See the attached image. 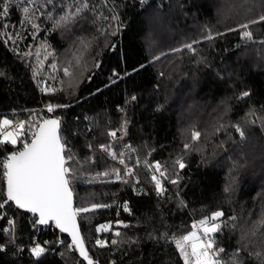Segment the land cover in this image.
<instances>
[{"label":"trees","instance_id":"obj_1","mask_svg":"<svg viewBox=\"0 0 264 264\" xmlns=\"http://www.w3.org/2000/svg\"><path fill=\"white\" fill-rule=\"evenodd\" d=\"M262 15L264 0H0V120L25 122L0 145V264H87L54 225L33 229L34 216L5 203L3 162L47 117L72 156L75 208L92 209L77 219L93 264H184L176 241L217 211L222 264H264ZM121 143L139 158L124 184Z\"/></svg>","mask_w":264,"mask_h":264},{"label":"snow or ice","instance_id":"obj_2","mask_svg":"<svg viewBox=\"0 0 264 264\" xmlns=\"http://www.w3.org/2000/svg\"><path fill=\"white\" fill-rule=\"evenodd\" d=\"M3 8L6 15L8 11L7 2H5ZM23 11L25 19L28 21L29 9L24 8ZM62 20H67V17L62 18ZM259 21H264V15L259 17ZM250 23H257V21H250ZM33 27L37 26L33 24ZM241 27L247 29L249 25L244 24ZM242 35L247 39L252 38L250 31H244ZM208 38L211 39L210 36ZM186 47L191 49L192 46L189 44ZM52 67L55 68L56 66L52 65ZM64 74L65 76L71 75L68 68L64 69ZM244 95H247V93ZM47 107L48 111L52 112L56 106L50 104ZM59 125L60 122L56 119H46L37 125H33L31 143H24L23 150L13 152L4 160V177L7 185L5 203L12 201L17 207L38 214L37 224L43 225L49 221H55L56 227L61 232H67L71 235L72 243L79 250L80 255L88 260V264H93L84 248V242L80 237L76 224V217L79 213L88 212L92 209L73 208L72 206V191L68 179L71 169L66 167L67 160L72 159V156L69 151L66 159L65 144L58 134ZM24 127V121L13 124L8 119L0 120V145L16 144L23 134ZM237 131L243 137L244 133L239 127ZM110 135L115 136L116 134L113 132ZM199 136V132L194 131L192 133L194 141ZM185 147L187 148L188 145H185ZM112 155L115 158V154ZM121 163H123V160H121ZM177 164L180 168L184 167V164L179 160ZM155 168L159 170L160 165H155ZM117 176L119 178L118 174ZM152 179L156 183L157 191L161 192L162 186L159 179L156 176H153ZM172 182L176 183V181ZM2 207L4 205L0 204V208ZM96 207H99V205L92 206V208ZM124 210H129L127 204L124 205ZM223 215V212L217 211L212 214L211 222L207 218L199 222L203 236H198L196 231H192L176 241V246L184 258V264H222L220 254L225 250L216 247L212 234L221 230V225L215 221ZM9 223L11 224L12 221H9ZM261 223L264 224V220ZM108 227V225H101L97 228V231H107ZM193 228H197V225L194 224ZM116 234L119 235V233ZM113 243H116V241H113ZM97 244L101 247L104 246L103 241L98 240ZM44 251V248L39 244L31 249L32 254L37 257Z\"/></svg>","mask_w":264,"mask_h":264},{"label":"built area","instance_id":"obj_3","mask_svg":"<svg viewBox=\"0 0 264 264\" xmlns=\"http://www.w3.org/2000/svg\"><path fill=\"white\" fill-rule=\"evenodd\" d=\"M48 115H51V113L48 112ZM57 119H59V118H57ZM18 122H20V121H18ZM31 139H32V136H31ZM117 154H118L116 156L117 157V164H118V166H119L118 168L120 170L119 178H117V180H118L119 183L124 184L128 180H130V178L132 177V175L134 173V164H136L138 162L139 158H138L137 155L132 154L131 153V150L129 149V147L126 144H123V143L120 144L119 153H117ZM114 159L115 158L112 157V160H114ZM121 160H123V163H121ZM149 176L151 178L153 176H158V178L161 177L160 176V173H159V170H157L156 168H153V169L150 170ZM124 205L125 204L123 203V205H122L123 208H124ZM9 221H12V223L11 224L8 223L6 225V227L4 228V232L7 233V234L11 233L14 230V228H15L14 218L13 217H10ZM124 225H127V224H124V222H121V221H119L118 223L112 222L111 229H110V233L112 235H114L115 234V231H116V228L123 227ZM36 226H38V224L34 221V223H32V228L34 229ZM47 227L50 228V229H52L51 225H48ZM195 229L198 232V236H203L202 229L199 226H197V228H195ZM113 241H114L113 238H110L108 241L103 242V243L107 245L108 242L109 243H113ZM45 242H46L45 240H42V241H40L39 239L38 240H35L29 246L30 252H31V249L33 247H35L37 244H39L42 248H44L45 251H47V249H45Z\"/></svg>","mask_w":264,"mask_h":264},{"label":"water","instance_id":"obj_4","mask_svg":"<svg viewBox=\"0 0 264 264\" xmlns=\"http://www.w3.org/2000/svg\"><path fill=\"white\" fill-rule=\"evenodd\" d=\"M47 119H56V120H58V121L60 122L59 119L54 118V117H49V118L47 117ZM45 120H46V119H45ZM41 122H42V121H41ZM41 122H40V123H41ZM59 132H60V125H59V129H58V134H59ZM29 143H31V141H30ZM22 150H23V149H22ZM4 184H5V187H4V195H5V198L7 199V197H6V190H7L6 178H5V182H4ZM71 191H72V190H71ZM10 202L12 203V205H13L17 210H20V211H22V212H25V213H27V214H30V215L34 216L37 220L39 219L38 214H33L32 212H29V211H27L26 209H21V208L17 207L16 204H15L14 202H12V201H10ZM72 206H73V208H75L73 192H72ZM50 224L54 225V227H55L59 232H61L60 229H59L58 227H56L55 221H49L47 224H43V225H42V224H38V226L41 227V228H46V227H47L48 225H50ZM76 224H77V227H78V229H79L80 237H82V235H81V231H80V227H79V224H78V219H77V217H76ZM61 233L64 234V235L66 236V238H68L69 241L71 242V244L73 245L71 235H70L69 233H67V232H61ZM82 240H83V238H82ZM83 242H84V241H83ZM73 246L75 247V249H76V251H77L79 257H80L81 259H83V260L88 264V260H86L84 257H82V256L80 255V252H79V250L76 248L75 245H73ZM84 248H85V250H86L85 245H84ZM86 252H87V250H86Z\"/></svg>","mask_w":264,"mask_h":264},{"label":"rangeland","instance_id":"obj_5","mask_svg":"<svg viewBox=\"0 0 264 264\" xmlns=\"http://www.w3.org/2000/svg\"><path fill=\"white\" fill-rule=\"evenodd\" d=\"M155 23L156 22H153V27H154V25H155ZM27 118H30V121L31 122H33V124H34V118H32V115H30V116H27ZM3 120V119H2ZM28 137H25V138H23V139H21L20 140V143H19V148L20 149H18V150H22L23 149V145H24V143H28V141H31V136H32V132L30 133V135H27ZM96 174H98V173H96ZM94 175V177H97V176H101V177H104L103 175ZM192 231H196V229H194V230H192ZM197 232V231H196ZM189 234V233H188ZM197 235H198V232H197ZM179 250V249H178ZM189 251H190V249H189ZM179 252H180V250H179ZM180 255H181V253H180ZM181 257H182V255H181ZM182 260H183V262H184V258L182 257Z\"/></svg>","mask_w":264,"mask_h":264},{"label":"bare ground","instance_id":"obj_6","mask_svg":"<svg viewBox=\"0 0 264 264\" xmlns=\"http://www.w3.org/2000/svg\"><path fill=\"white\" fill-rule=\"evenodd\" d=\"M150 170V169H149ZM34 223V222H33ZM110 246H108V248H109ZM106 248V247H105Z\"/></svg>","mask_w":264,"mask_h":264}]
</instances>
